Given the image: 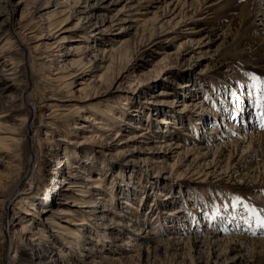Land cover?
I'll return each instance as SVG.
<instances>
[{
    "label": "rangeland",
    "instance_id": "374dc122",
    "mask_svg": "<svg viewBox=\"0 0 264 264\" xmlns=\"http://www.w3.org/2000/svg\"><path fill=\"white\" fill-rule=\"evenodd\" d=\"M44 1L30 0L29 9ZM106 1L98 6L95 16L105 12L106 22L117 15L125 18V22L113 28L111 34L130 27L121 37L125 45L119 53L111 56L108 79L111 84L117 83L120 81L116 78L119 72L124 67L134 66L131 76L119 84L120 94L130 91L133 95L125 96L119 106L115 101L120 95L111 99L114 114L125 110L121 127L113 131V134L119 131L121 136L114 140V147L109 152L119 150V161L104 156L108 154L104 148L84 147L95 154L90 166L93 173H100L105 183H111V187L105 190V200L112 207L120 204L113 220L131 224L129 227L116 226L121 234H108L109 238L100 239L95 237L94 231L90 232L91 228H87L80 234L83 247L71 250H66L62 244L71 241L70 232L49 229L42 250L51 251L52 244L56 249L53 259L45 257L42 262L59 264L60 261L54 259L62 249L71 259L81 262L86 258L78 259L80 252L88 257H103L109 256L110 251L114 253L132 247L131 259L114 264H264V227L256 219V215L264 219V146L258 145L257 139L252 145L247 140L249 135L256 137L258 132L264 133L261 126L264 124V27L254 9L256 0ZM108 2H111L109 10L105 7ZM53 6L51 4L48 11H52ZM136 15L139 17L135 18ZM97 19L100 23L101 18ZM76 21L71 18L69 27H73ZM2 25L0 29L5 28ZM84 27L78 44H83V37L90 32L89 26ZM161 27L163 32L169 28L175 30L176 38H157L156 44L142 50L149 36L154 31L159 33ZM4 30L0 43L7 40ZM121 40L114 39L111 48L121 46ZM31 43L28 42L33 45ZM15 48L16 45H8L1 51L13 54ZM49 56L34 55L33 59L35 85L31 92L37 112L35 107L30 108L31 94L25 89L26 76L19 75L14 82L21 89L18 94L23 98H13L16 94L12 91L3 94L7 99H21L18 103L20 109L10 111L7 126L25 137L20 151L16 144L0 143V264L33 263L31 258L36 257V252L18 242L9 245L4 225L9 221L8 214H13L14 219L22 215V210L15 208L20 204V198L28 197L31 201L46 194L49 176L60 160L57 147L47 152L46 144L41 142L44 129L40 116L50 111L44 108V100L66 97L64 88L45 78L44 64ZM102 71L96 72L95 78ZM137 88V93L133 92ZM240 93L244 94L242 99ZM163 98L165 100H161ZM106 101L108 99L104 98L99 107H104ZM73 104L76 103L69 105ZM59 106L63 105L59 103ZM245 107L249 108L250 111L245 110L249 114H243ZM59 109L61 111L54 122V137L62 142L68 137V127L83 121V113L74 112L72 107ZM32 113L37 124L26 131L25 124ZM198 117L206 121L201 127L196 123ZM164 122L168 124L164 125ZM138 123L140 127L148 128L146 141L142 144L127 142L139 132L133 129ZM169 124L171 129L167 128ZM28 138L34 142L33 155L38 163L32 177L25 175L31 171L29 160L33 158L26 143ZM160 142H169L170 145L162 151L163 154L156 148ZM136 146L143 150H136ZM9 152L13 155L6 157ZM14 156L21 160L24 168L20 173L13 167L15 163L9 160ZM162 156L165 157L162 162L153 164L152 160ZM150 158L154 159L145 160ZM102 161L109 166L104 167L109 168L107 173L101 171ZM98 168L101 172L96 171ZM13 183L17 186L11 193ZM62 198L58 196L53 204H49L56 213L49 219L56 224L63 223V217L57 211ZM4 199L5 203L2 202ZM30 207L29 204L27 209ZM110 208L106 206L105 211L110 213ZM35 209L33 213L38 216L42 207L36 205ZM167 209H172L174 214L165 215L169 212ZM78 211L75 221L82 218ZM99 215L95 214L92 222L98 227L96 231L106 223L99 220ZM7 223L12 224L11 221ZM62 225L70 228L68 224ZM35 226L30 228L32 232L36 231ZM122 232L128 236L126 245H121L118 242L120 237H116L124 238ZM62 234L65 240L58 236ZM108 262L103 264H111Z\"/></svg>",
    "mask_w": 264,
    "mask_h": 264
},
{
    "label": "bare ground",
    "instance_id": "6f19581e",
    "mask_svg": "<svg viewBox=\"0 0 264 264\" xmlns=\"http://www.w3.org/2000/svg\"><path fill=\"white\" fill-rule=\"evenodd\" d=\"M105 2L107 1L45 0L44 3H40L36 5V7L29 9L31 5L30 0H0V25L3 24L2 26H5L3 29H5V39H7L0 43V45L3 44L0 46V58L2 59L0 60V143L9 142L11 145L16 144L18 151H20L21 145H23L25 135L23 136L17 133L15 129L12 131V129L7 126L8 119L11 116L10 111L12 109H20L18 103L21 99L14 100L3 97V94L8 91H12L16 94L13 98L22 97L18 94L21 89L14 84L19 75H24V77L26 76L27 78L25 89H28L30 91L29 94H31L30 108L32 109L35 107L37 112L35 98H33V93L31 92L35 85V80L32 74L34 55H37V57L50 55L44 64V69L47 72L45 78L48 81L57 83L64 88L66 92V97L64 98L47 97L43 102V106L50 111L48 114L40 116V120H42L41 126L44 129L41 142L44 145L46 144L47 152L52 148L57 147L56 149L58 150V157L60 159L49 176L50 184L45 189L46 194L39 195L38 198L34 197L31 201L28 200V197L20 198V204L14 207L22 210V215L17 219H14L13 214H8L7 220L11 221L12 224L9 226V223H7L9 221H7L4 225V232L7 236L9 245H12L13 242H18L22 247L24 246L31 251L36 252V257L31 258L33 263L30 264H46L42 262L43 258L53 257V252L56 249L53 244L51 251L42 250V244L46 245L47 243L45 240V238H47L45 233H47V230L49 229L57 228L65 230V232H70L72 235V238H70L71 241H68L67 243H64L63 241L62 244L66 246V250H71L73 247H83L80 234L87 230V228H91L90 232L91 230L94 231L93 234L96 235L95 237L100 239L108 236V234H121L120 231L115 228L116 226L129 227L131 224L129 221L123 222L120 220H113V214L118 213L120 204H114V208L108 204L109 201L107 202V200H105V194L107 195L105 190L106 188L111 187V183H105V178H103L100 173H93L90 166L94 162L93 157L95 154L84 147V145H92L96 150L106 149V153L108 154H104V156L119 161L118 158L121 154L119 150L116 152H113L114 150L111 153L109 152L114 147V140L118 136H121L119 131L117 134L114 133L115 135L113 134V131H115L114 128H118V126L121 127V123L123 122L122 113L125 110L123 109L122 112L114 114V111L111 108V99H113V96L115 95H120L117 97L120 99L115 101L119 106L121 103L120 100H123L125 96L133 95L130 91H124L120 94L119 92L122 91L121 85L119 84L124 78L131 76L135 69L134 66L130 68L124 67L121 72H119L116 76V78L118 77V81L120 79L119 82L111 84V79H108V75L110 74L109 69L111 68V56L116 55L122 46L125 45V42L121 40V37L130 27H123L118 33L112 35L111 32L113 28L125 22V18L123 15H117L116 17L114 16L112 20L110 19L106 22L104 20L106 15L105 12L102 15L99 14L98 16H95L98 6ZM51 4H54V9L48 11ZM82 4H84V6H82ZM254 5V9L258 12L259 17H261V26L264 27V0H256ZM105 7L109 10V8H111V2H108ZM65 9L70 10L67 12ZM65 11L67 13H65ZM134 17L138 18L139 15ZM71 18L77 20L73 27H69V20ZM97 18H101L100 23L97 22ZM93 20H95V22H93ZM38 25L41 26L35 29L34 26ZM84 26H89L90 32L83 37L82 40H84V43L78 44V39L82 37L81 35L84 32L81 30ZM162 27L159 29L161 30L160 32L158 31L159 33L154 31L150 35L151 37L149 36V40H146V43L142 45V50L146 51L147 48L156 44L157 38H176L177 34L175 33V30L173 31L169 28L168 31L163 32ZM3 29H0V36H2ZM114 39H120L122 42H120L121 44L119 45L121 46L111 48V42H113ZM31 41V44L33 45L28 44V42ZM5 45H16L15 50H13L14 53L11 54L9 51L4 53L5 51H1L6 47ZM105 64L107 65L104 66ZM100 70H103L102 73L95 78L96 72ZM128 87L130 88L131 85L129 84ZM137 91L138 88L133 90L135 93H137ZM243 95L244 94L240 93L239 97L242 99ZM104 98L108 99V101H106L104 107L101 108L99 106H101ZM161 100H165V98ZM71 102L76 104L70 106L69 104ZM59 103L63 106H59ZM61 107L62 110L64 108L72 107L74 112L76 111L80 114L83 113V121L78 124L75 122L72 123L68 127V137L62 142V139L54 137V122L56 121L57 116H59V112L61 111L59 108ZM117 109L120 108L117 107ZM243 110L244 112L245 110L250 111L247 107ZM246 113L249 114V112L243 114ZM132 115L134 116V114ZM35 118V115L32 113L31 118L25 124L26 131H29L36 126L37 122ZM237 119L239 120V118ZM205 122L206 121L202 120L201 117H198L196 120L197 125L200 127L203 126ZM163 124L167 125L168 123L164 122ZM139 125L140 124L138 123L133 126V129L138 130L139 132L134 134L132 138H128L127 142L139 141V143L142 144L146 141L148 128L140 127ZM216 125L215 129L217 128ZM167 128L171 129V124H169ZM245 131H243V133ZM255 135L256 137H253V134L247 136L249 145L255 143V139H257L258 145L260 143V146H264V133L258 132ZM243 136L245 137V134H243ZM26 143L29 145L33 158L29 160L31 171L27 174L25 173V175L31 176V173L34 171V168L38 163L33 155L34 142L31 138L30 140L28 138ZM168 143L169 142H160L156 148L163 154V150H166L170 146ZM4 146L6 147L7 145L4 144ZM140 147L141 146H136L135 149L142 151L143 148ZM263 148L264 147H262V149ZM98 153L100 152L98 151ZM87 154L92 156L85 157ZM10 155H13V153L9 152L6 157ZM164 158L165 157L162 156L155 159L150 158L145 160L151 161L154 159L152 160L154 164L162 162ZM9 160L11 163H15L13 167L17 168L19 173L24 169L21 160L19 161V158H16V156ZM101 165V171L107 173L109 168L104 167L108 166V164L105 165V162L102 161ZM96 171H100V169L98 168ZM112 178L114 179L115 177L112 176ZM17 183L19 184L20 181ZM17 183H13L10 186L11 193L17 186ZM109 194L112 195V192ZM58 196L63 197L64 199L62 198L63 202L58 203L59 207L57 208V211L59 216L63 217L62 222L69 225L70 228L68 229L66 228L67 226L65 227L62 225L63 223L56 224V221L51 218L49 219L53 214H56L53 212L49 204H53ZM2 202L5 203V199ZM29 204L31 207L27 209ZM34 204L42 207L41 210H38V212L40 211L38 216L33 213L36 210V205ZM64 206L69 207L63 209L62 207ZM106 206L111 207L110 213L105 211ZM78 210H80L82 218L80 221H75V217L79 213ZM12 211L13 210H10V212ZM166 211L169 212H166L165 215L171 216L174 214L172 209H167ZM97 213L100 214L99 220L106 222L105 224H101L103 228L100 229V231H96L95 229L98 228L97 225L92 224L95 217L94 215ZM109 214L111 215V218L109 217ZM121 216L124 215L121 214ZM23 221L25 222L24 224L22 223ZM33 225H36L35 232H32L30 229ZM137 231H139V229H137ZM122 233L124 238H121V236L116 237H120L118 238V242H120L121 245H126L128 243V236L126 233ZM58 236H60L62 240H65L62 238V236H64L63 234ZM216 236L217 235H215V237ZM66 250H60L57 255L58 258L54 259V261L59 260V264H103L108 261L111 264H114L131 259V253H134L132 247L130 250L120 249L114 253L110 251L109 256L103 257L95 255L88 257L84 252H80L78 259H86L81 262H76V259H71L69 257V253ZM90 250H95L97 253L101 252L100 249L91 248Z\"/></svg>",
    "mask_w": 264,
    "mask_h": 264
},
{
    "label": "snow or ice",
    "instance_id": "6c2138e0",
    "mask_svg": "<svg viewBox=\"0 0 264 264\" xmlns=\"http://www.w3.org/2000/svg\"><path fill=\"white\" fill-rule=\"evenodd\" d=\"M254 80L256 79L255 77L253 78ZM260 106V105H258ZM262 127H264V124L261 125ZM253 211V215H256L255 211ZM256 219H257V222L258 224L261 226V227H264V219H261L258 215H256Z\"/></svg>",
    "mask_w": 264,
    "mask_h": 264
}]
</instances>
